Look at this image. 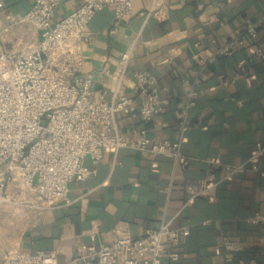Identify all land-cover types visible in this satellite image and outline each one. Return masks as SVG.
I'll list each match as a JSON object with an SVG mask.
<instances>
[{"label": "crops", "instance_id": "1", "mask_svg": "<svg viewBox=\"0 0 264 264\" xmlns=\"http://www.w3.org/2000/svg\"><path fill=\"white\" fill-rule=\"evenodd\" d=\"M3 1L1 19L10 24L3 34L5 46L18 49L37 41V28L21 20L36 0ZM80 3L64 0L55 18L66 16ZM115 15L114 7L106 5L87 26L83 51L88 59L85 71L95 78L94 96L110 99L116 83L113 72L122 55L130 53L122 92L140 104L142 97L134 89L136 74L148 71L159 77V95L168 102L149 123L119 113L118 129L129 139L141 127L159 139H175L187 90L195 86L199 96L190 111L194 123L183 145L189 163L183 166L171 157L129 147L121 148L115 158L113 150L105 149L95 165V176L70 183L67 203L44 210L0 204V254L10 249L51 251L64 263L86 245L98 247L125 235H147L159 227L165 214L174 220V227L191 226V233L179 259L165 257L163 264H232L224 258V235L243 243L241 258H260L264 223L251 224L246 218L264 215V156L258 171L248 169L206 196L185 203L186 185L206 175L208 158L240 163L257 141H264L262 60L254 58L249 78L241 76L228 87L220 85L223 79L235 77L240 64L253 56V43L264 40V25L257 41L249 38L246 47L218 56L207 65L206 79L198 77L200 58L242 31L247 19L264 16V0H134L129 19L116 20ZM215 170L220 175L221 168ZM169 183L172 189L167 196L161 188ZM8 191L21 196L15 183L9 184Z\"/></svg>", "mask_w": 264, "mask_h": 264}, {"label": "built area", "instance_id": "2", "mask_svg": "<svg viewBox=\"0 0 264 264\" xmlns=\"http://www.w3.org/2000/svg\"><path fill=\"white\" fill-rule=\"evenodd\" d=\"M63 1L36 0L21 20L37 28L39 39L18 49H8L3 34L9 32L10 24L1 19L5 3L0 0V204H23L44 210L67 203L70 183L95 176V165L105 149L113 150L115 158L121 148L129 147L148 151L153 156L171 157L174 163L183 166L190 160L183 152V145L185 134L194 123L190 111L199 96L195 86L187 90L177 138L159 139L147 127H141L129 139L118 129L117 115L139 116L149 123L160 114L168 101L159 95V77L148 71L136 74L134 89L142 97L137 104L122 92L130 53L122 55L113 72L116 83L110 99L94 96V75L85 71L88 59L83 44L89 22L106 5L114 7L116 20L129 19L134 0H80L76 9L56 19ZM263 25L264 16L247 19L242 31L214 53L200 58L198 77L206 79L207 65L218 56H229L237 48L246 47L249 38L257 41ZM253 53L240 64L235 77L221 81L222 87H228L241 76L249 78L254 58L264 63V40L253 43ZM237 103L242 105L243 100ZM263 156L264 141H257L249 157L240 163H221L217 157L208 158L206 175L186 185L185 204L206 196L223 181L248 169L258 171ZM87 161L92 164L88 165ZM216 166L221 168L220 175H216ZM10 183L18 187L20 197L8 191ZM171 189L169 183L161 191L169 196ZM26 192L33 197H27ZM172 221L164 214L159 227L147 235H125L98 247L86 245L64 263L51 251L10 249L0 254V264H163L165 257L179 259L191 233V226L174 227ZM246 222L264 223V215L255 213ZM221 246L225 260L232 264H264V251L260 258L236 259L244 245L234 237L224 235Z\"/></svg>", "mask_w": 264, "mask_h": 264}, {"label": "trees", "instance_id": "3", "mask_svg": "<svg viewBox=\"0 0 264 264\" xmlns=\"http://www.w3.org/2000/svg\"><path fill=\"white\" fill-rule=\"evenodd\" d=\"M184 245H185V243H184ZM184 245H183V248H184ZM261 251H264V249H262ZM183 253V252H182ZM241 253L242 252H240L238 255H237V257H236V259H240L241 258ZM248 258H251L250 256H246L244 259H248ZM241 259H243V258H241Z\"/></svg>", "mask_w": 264, "mask_h": 264}]
</instances>
